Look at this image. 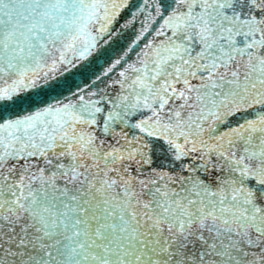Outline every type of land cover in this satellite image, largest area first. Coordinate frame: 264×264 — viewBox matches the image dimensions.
<instances>
[{"label": "snow or ice", "instance_id": "6c2138e0", "mask_svg": "<svg viewBox=\"0 0 264 264\" xmlns=\"http://www.w3.org/2000/svg\"><path fill=\"white\" fill-rule=\"evenodd\" d=\"M0 264H264V0H0Z\"/></svg>", "mask_w": 264, "mask_h": 264}]
</instances>
